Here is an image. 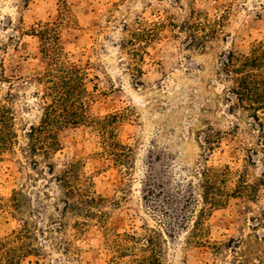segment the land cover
<instances>
[{"label": "rangeland", "instance_id": "374dc122", "mask_svg": "<svg viewBox=\"0 0 264 264\" xmlns=\"http://www.w3.org/2000/svg\"><path fill=\"white\" fill-rule=\"evenodd\" d=\"M192 11L209 19L223 17L222 34L204 51L188 50L183 36L175 38L165 28L145 47L143 74L134 78L121 46L123 25L136 19L180 23ZM45 23L57 24L63 53L86 70L90 113L119 114L117 138L131 150L122 166L103 154L90 129L58 131L54 176L80 162L92 196L102 198L90 218L61 215L63 189L41 158L34 169L24 155L27 133L42 115L43 87L37 78L45 67L39 40L29 31ZM261 42L264 0H0V98L10 95L18 137L14 152L0 157V241L29 221L41 246L38 256L19 264H113L107 240L146 229L162 234L163 264H264L259 132L248 113L230 110L224 100L230 84L219 74L224 54L248 55ZM207 126L223 134L210 152L202 147ZM248 148L254 151L249 158ZM205 166L228 167L232 188L244 178L256 189L210 211L202 221L206 242L197 245L191 212L195 209L196 218L202 207L197 172ZM14 192L28 198L22 213L10 207ZM83 221L87 225L80 228L77 223Z\"/></svg>", "mask_w": 264, "mask_h": 264}, {"label": "trees", "instance_id": "16d2710c", "mask_svg": "<svg viewBox=\"0 0 264 264\" xmlns=\"http://www.w3.org/2000/svg\"><path fill=\"white\" fill-rule=\"evenodd\" d=\"M222 18L209 19L202 13L192 11L191 15L180 23L171 18L150 24L136 19L132 24H124L126 36L121 46L130 58L128 69L132 76L137 78L143 74L142 64L144 57L148 55L145 47L158 40L160 32L165 28L175 38L183 36L188 50L204 51L208 42L222 34L224 27ZM57 27L56 23H45L29 31L39 40V50L45 67L43 74L37 78V82L43 87L42 115L39 124L30 127L27 133L24 155L34 169L39 165L37 157L41 158L47 172L63 189V197L60 199L61 215L71 213L90 218L95 215L93 208L102 201V198L92 196V183L89 177L81 174L80 162L69 164L59 175L54 176L51 160L60 147L58 131L68 127L90 129L97 136L103 154L122 166L128 164L131 150L117 138L116 125L120 118L119 114L102 117L90 113L92 94L87 88V72L83 66L69 61L63 53ZM219 74L230 84L225 91L224 100L230 103V110L237 108L248 113L259 132L257 146L264 154V122L260 117V115L264 117V43L253 46L248 55H236L233 52L224 54L220 61ZM138 82L136 81V84H140ZM9 99L10 95L0 98V157L12 154L18 145L15 114ZM232 129L237 130V127ZM229 131L227 134L235 137V131ZM202 134V147L207 152L219 146V140L223 135L220 131L215 132L211 126H207ZM246 152L249 158L254 151L248 148ZM197 176L198 188L202 191L198 195L202 207L196 218L195 209L191 212L192 240L194 244L201 245L207 238L202 222L204 217L214 209L224 208L230 199L243 197L248 189L255 191L256 186L248 184L241 178L235 188L230 187L228 180L231 172L228 167L205 166L197 172ZM258 183L264 186V174ZM194 195L191 194V202L194 201L196 207L198 201L194 200ZM27 200V196L14 192L10 207L15 213H22ZM77 225L82 228L87 223L83 221ZM163 241L161 233L146 229L141 235L116 234L113 239L107 240V247L113 253L111 261L113 264H163L161 248ZM38 242L39 237L33 225L26 221L19 231H14L10 237L0 241V264H19L28 256H38L41 252ZM127 257L129 260L124 262Z\"/></svg>", "mask_w": 264, "mask_h": 264}]
</instances>
